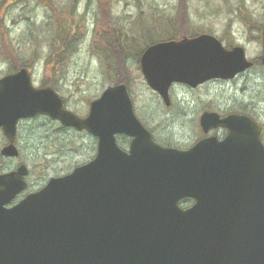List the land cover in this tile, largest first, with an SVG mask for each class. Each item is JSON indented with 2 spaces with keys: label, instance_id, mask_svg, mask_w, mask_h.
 <instances>
[{
  "label": "water",
  "instance_id": "water-1",
  "mask_svg": "<svg viewBox=\"0 0 264 264\" xmlns=\"http://www.w3.org/2000/svg\"><path fill=\"white\" fill-rule=\"evenodd\" d=\"M264 63V24L262 28ZM146 82L169 104L172 82L196 86L252 65L245 48L209 33L158 41L142 52ZM45 114L98 138L93 159L6 206L26 188L25 164L0 173V264H264V143L244 113L204 111L203 137L164 146L134 113L125 83L107 86L85 117L64 107L27 67L0 77V128L14 144L20 118ZM116 134L132 137L128 150ZM194 198L187 208L183 198Z\"/></svg>",
  "mask_w": 264,
  "mask_h": 264
},
{
  "label": "rangeland",
  "instance_id": "rangeland-1",
  "mask_svg": "<svg viewBox=\"0 0 264 264\" xmlns=\"http://www.w3.org/2000/svg\"><path fill=\"white\" fill-rule=\"evenodd\" d=\"M92 1L87 6V0H80L78 12H85L84 26L87 29L81 30L84 34L79 39L80 46L54 86L70 109L85 114L90 100L100 95L109 84L111 75L105 71L100 56L97 60L92 51L96 42L101 47L105 45V35L117 21V25L122 24L126 35H133L123 47L134 53L137 44L142 47L145 37L152 40L154 36H163L167 30L176 28L178 35L212 33L226 46H243L247 57L255 60L253 67L232 80L214 79L195 88L183 83L173 84L170 88L171 104L166 106L159 94L147 86L133 54L129 58L123 57L121 64L117 62L121 58L115 57L113 70L116 67L121 75L129 78L135 112L158 142L182 148L191 145L201 135L199 116L205 110H245L256 116L264 129V65L260 61L264 0ZM65 2L15 0L0 7V76L10 72L13 65L14 50L7 46L6 40H10L11 46L19 51L26 46L24 42L28 33L47 35L45 29L50 28V24H44V29H40L41 21L53 23L57 20L56 15ZM33 18L36 23L32 22L29 30ZM53 66L50 63L46 70L45 63L38 61L32 67L36 86L53 81L50 72ZM117 139L121 147L128 148L130 140L127 136L121 135ZM6 143L0 129V149ZM16 144L20 149L19 156L8 158L0 154V171L25 162L30 170L29 187L25 191L28 192L42 187L50 177L68 173L93 158L97 138L85 130L65 127L46 115H38L19 121Z\"/></svg>",
  "mask_w": 264,
  "mask_h": 264
},
{
  "label": "trees",
  "instance_id": "trees-1",
  "mask_svg": "<svg viewBox=\"0 0 264 264\" xmlns=\"http://www.w3.org/2000/svg\"><path fill=\"white\" fill-rule=\"evenodd\" d=\"M15 0H0V7L6 2L13 3ZM17 1V0H16ZM40 2V0H37ZM65 1V0H64ZM93 3L92 0H87L86 5L88 6ZM77 0H66L62 7H69L67 9H61L59 20H55L53 23L48 20L41 21L40 29H44V24H50V28H46L48 31V35H40L38 33H32L26 36L25 38V47L19 49H14L11 46V41L6 40V44L9 48L13 49L14 56L12 57L13 65L10 70L16 69L20 66H28L34 67L38 61H42L45 63V69L47 70L49 64L52 63L54 66L51 69V73L53 76V81H50L47 84L56 86L58 84V79L64 75L65 66L69 62L71 56H73L79 46L80 37H83V27L77 23V14L74 9L70 7H77ZM72 9V10H68ZM32 22L35 24V19L33 18L29 23V30L32 26ZM87 29V28H86ZM85 29V30H86ZM122 24L117 25V21H114L112 24V28L109 30V33L105 35V45L101 47L99 43H95L94 50L92 54L96 55V59L100 56V60L105 64V71L110 74V82H126L127 76L121 75L120 71H116L113 74V64L110 62V57H119L121 58L117 62L121 64V60L123 57H128L130 54H133L134 58L137 60L140 55L141 49L144 45H146L149 41L143 43L142 47L135 46L134 53L132 50H125L123 46H125V42L129 39V35H126L123 32ZM29 32V31H28ZM115 33L118 36H115ZM186 34H192L188 32ZM177 29L172 28L169 30V34L164 37H158L155 39H165L171 37H178ZM154 39L150 40L153 41ZM17 50V51H16ZM105 50V51H103ZM104 56V59L102 58ZM115 69V68H114ZM57 78V79H56ZM47 85L46 83H44Z\"/></svg>",
  "mask_w": 264,
  "mask_h": 264
},
{
  "label": "flooded vegetation",
  "instance_id": "flooded-vegetation-1",
  "mask_svg": "<svg viewBox=\"0 0 264 264\" xmlns=\"http://www.w3.org/2000/svg\"><path fill=\"white\" fill-rule=\"evenodd\" d=\"M235 78H237V76L234 77L233 79H235ZM231 80H232V79H231ZM228 112H229V111H228ZM245 112L251 114V113L248 112V111H245ZM221 113L224 114L225 112H221ZM251 116H252V117L258 122V124L261 126L260 136H261V138H262V140H263V142H264V129H263V125H262V123L258 120V118H257L256 116H254V115H252V114H251ZM209 134H216L218 138H223V137L227 134V129H225V128H217V129H213L212 132H210ZM206 135H208V134H206V133H204V132L202 131V132H201V135H199V137H197V139H196L195 141H197L198 139H200L201 137L206 136ZM195 141H194V142H195ZM194 142H193V143H194ZM193 143H192V144H193ZM192 144H191V145H192ZM191 145H189V146H191Z\"/></svg>",
  "mask_w": 264,
  "mask_h": 264
}]
</instances>
